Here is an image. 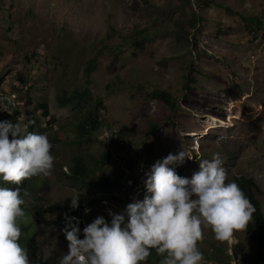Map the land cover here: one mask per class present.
<instances>
[{
    "label": "rangeland",
    "instance_id": "1",
    "mask_svg": "<svg viewBox=\"0 0 264 264\" xmlns=\"http://www.w3.org/2000/svg\"><path fill=\"white\" fill-rule=\"evenodd\" d=\"M244 17L261 24L246 26ZM85 85L91 103L100 101L101 124L78 148L64 127L80 109L60 107L58 96ZM0 89L19 92L21 131L44 133L52 145L50 174L36 176L27 198L41 214L23 219L36 237L37 264H57L67 251L60 228L70 197L79 196V228L97 215L107 221L109 210L147 194L155 161L181 148L193 158L171 165L178 175L190 178L199 160L218 154L226 180L254 179L264 214V0H0ZM152 91H168L177 108ZM105 150L111 184L93 193L70 183L73 157L84 153L96 164ZM197 245L201 264H260L246 227L218 240L202 225Z\"/></svg>",
    "mask_w": 264,
    "mask_h": 264
},
{
    "label": "clouds",
    "instance_id": "2",
    "mask_svg": "<svg viewBox=\"0 0 264 264\" xmlns=\"http://www.w3.org/2000/svg\"><path fill=\"white\" fill-rule=\"evenodd\" d=\"M1 92L15 94V104L5 108L0 100V264H31L18 242L17 219L24 215V190L18 185L27 178L33 188L32 179L36 182L37 175L50 174L52 145L44 133L21 131L20 115L13 118L21 105L19 92ZM185 157L193 158L181 148L155 161L145 173L147 194L119 213L109 210L107 221L97 215L81 229L77 217L65 214L60 232L67 251L61 252L57 264H140L151 249L162 254L160 264H201L197 241L202 225L209 226L218 240H228L234 230L245 228L254 207L234 180L226 182L218 154L199 160V171L190 178L171 167ZM32 188L25 192L26 198ZM78 199L70 197L71 209L77 208Z\"/></svg>",
    "mask_w": 264,
    "mask_h": 264
},
{
    "label": "trees",
    "instance_id": "3",
    "mask_svg": "<svg viewBox=\"0 0 264 264\" xmlns=\"http://www.w3.org/2000/svg\"><path fill=\"white\" fill-rule=\"evenodd\" d=\"M197 18L196 15H194V19ZM244 23L246 26L248 25H254L257 28L261 24V20L256 17H244L243 18ZM254 29L253 31L257 30ZM140 37L144 38L141 34ZM98 59L94 58L91 59L86 67L85 71L86 74L89 75L95 68H96V61ZM16 88V87H14ZM17 89V88H16ZM18 90V89H17ZM151 96L154 98L162 100L164 103L169 105L171 108H177V102L176 99L168 92V91H152ZM92 93L87 85L82 86L80 88L73 89L72 91H64L62 94L58 96V104L62 108L72 107V108H78L80 109V117L73 121L68 127H64L66 131H73V139L72 142L75 145H78V148L89 144L93 137H95L96 132L98 131L101 121L99 117V108H100V101H98L95 104H92ZM40 108L43 111V116H49L47 105L41 104ZM27 116L32 114L30 112H27ZM19 115V110L15 109L13 118L16 119ZM158 126L153 124V126L150 128V133L155 132V129H157ZM68 129V130H67ZM11 137V136H10ZM9 137V138H10ZM123 147H128V144L123 145ZM111 158V152L110 150H105L103 154L101 155V158L94 161H96V164H92L90 159L88 160L87 156H85L84 153H80L73 157L72 164H68L70 171H69V179L70 183L78 184L83 186L84 188H87L90 192L96 193L98 190L105 188L108 186V184H111V179L106 173L102 172V169L104 168V165L107 163V161ZM124 178V172L120 173L117 176V180L120 181ZM139 177L134 178L132 184H136L139 182ZM35 179H32L31 183H35ZM227 182V180H226ZM236 183L239 185V187L243 190L244 194L250 201V203L254 207V211L251 214V220L248 222L246 229L249 231L250 238L253 242V248L257 253L258 259L260 261V264H264V214L262 212V206L261 202L256 196L257 192V185L253 178L247 177L244 175H241L240 177L236 178ZM6 186V185H4ZM9 187V184L7 185ZM18 187L24 192H21V195L24 199V204L21 205V207L24 210V215L22 217H19L17 219L18 224L20 225V236L18 238V242L26 248L29 261L31 264H37L36 262V256L39 255L36 251L35 243H36V237L30 233V226L24 225L23 219L30 216H38L41 214L40 207L36 204L28 203L27 198L25 195V192L30 190V185L27 183V178L22 179L19 183ZM128 198V199H127ZM100 199V197H98ZM124 199V198H123ZM122 199V200H123ZM127 201L129 200V196H126ZM124 199V201H126ZM67 214L69 216H75L78 219H80V216L75 212L74 209H67ZM39 220L38 218H35V224L37 225ZM153 260L160 261V254L158 255L154 249L150 250L149 256L145 259L146 262H152ZM220 264V262H219Z\"/></svg>",
    "mask_w": 264,
    "mask_h": 264
},
{
    "label": "built area",
    "instance_id": "4",
    "mask_svg": "<svg viewBox=\"0 0 264 264\" xmlns=\"http://www.w3.org/2000/svg\"><path fill=\"white\" fill-rule=\"evenodd\" d=\"M15 94L13 93H0V100L3 102L5 108L11 107V105L15 104Z\"/></svg>",
    "mask_w": 264,
    "mask_h": 264
}]
</instances>
